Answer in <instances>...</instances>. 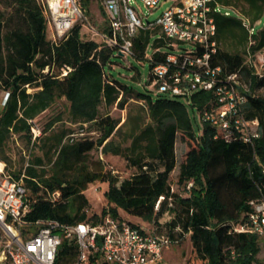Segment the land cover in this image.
I'll list each match as a JSON object with an SVG mask.
<instances>
[{"label":"trees","instance_id":"16d2710c","mask_svg":"<svg viewBox=\"0 0 264 264\" xmlns=\"http://www.w3.org/2000/svg\"><path fill=\"white\" fill-rule=\"evenodd\" d=\"M214 1L235 13L213 15L217 45L210 57L216 71L213 79L221 84L236 74L247 85L241 112L245 119L258 121L259 137L253 144L244 143L238 131L226 136L203 121L204 111L219 107L214 89H196L188 101L136 92L106 73L116 50L90 38L82 24L52 41L47 37L46 7L41 1L0 0V91L5 92L0 162L7 161L9 140L23 138L29 165L15 172L5 163V169L15 179L25 175L33 201L27 217L30 222L97 224L107 216L123 220L121 210L152 224V229L170 239L171 246L180 245L188 236L192 248L188 264H264L259 259L263 241L252 232L250 222L254 213L250 203L264 201V98L256 94L264 88V72L256 75L247 62L248 56L254 58L264 50V0ZM242 17L255 29L251 36ZM100 33L112 37L108 27ZM156 49L161 52L153 55ZM169 49L159 29L140 30L132 57L140 64L148 61L152 69L165 61ZM149 50L152 63L147 58ZM138 78L136 71L132 80ZM153 81L150 75L149 86ZM60 98L69 103L71 122L79 124L78 129L55 133L60 116L42 125V116ZM129 102L135 105L123 119L111 115V109L125 110ZM187 105L201 121L199 133ZM30 121L41 128L35 140ZM78 130L84 136L70 143ZM178 141L187 146L180 161ZM37 149L42 156H32ZM92 153H99V168L89 171ZM172 178L182 193L173 190ZM95 182L108 185L104 192L107 207L89 217L84 192ZM57 191L56 202L46 200L47 192ZM160 197L163 200L156 209ZM166 214L171 219L162 225ZM235 228L244 230L236 232ZM61 251L59 262L70 264L74 248L65 242Z\"/></svg>","mask_w":264,"mask_h":264},{"label":"built area","instance_id":"2783aa9c","mask_svg":"<svg viewBox=\"0 0 264 264\" xmlns=\"http://www.w3.org/2000/svg\"><path fill=\"white\" fill-rule=\"evenodd\" d=\"M42 1V0H39ZM105 15L106 27L112 33L107 37L93 28L83 8L84 0H46L44 6L51 40L66 36L77 24H82L91 36L115 48L116 55L133 56L134 39L140 30L157 28L167 42L169 54L163 63L151 69L152 87L158 94L188 101L196 89L213 90L219 107L206 110L202 119L230 136L241 133L246 144L259 137L257 120H247L241 109L246 102L248 88L238 75H230L221 84L213 79L215 70L210 57L216 53L215 13L230 17L233 8L223 7L214 0H176L153 22L139 18L132 7L134 0H97ZM145 7L156 10L164 0H140ZM250 36L255 29L249 19L242 17ZM187 43L190 50L174 51V43ZM250 44H253L251 42ZM160 49L153 51L158 54ZM256 55L254 56V58ZM254 58L247 57L255 74L261 76L264 63L258 66ZM150 63L153 57H149ZM66 75V71H64ZM5 100L2 105H4ZM33 140L41 136V128L30 121ZM84 132L72 135L69 142ZM29 164L26 163L25 166ZM0 264H62L59 262L63 244L74 248L72 264H167L164 252L171 247L170 239L151 227L131 224L126 220L105 217L97 224L82 222L73 225L56 220L41 219L30 222L27 217L33 201L24 182V173L15 179L0 162ZM264 173V171H263ZM60 192H47L46 200L54 203ZM163 197L157 201L156 209ZM254 213L250 218L252 232L264 242V201L250 203ZM244 229L235 228L236 232Z\"/></svg>","mask_w":264,"mask_h":264},{"label":"rangeland","instance_id":"374dc122","mask_svg":"<svg viewBox=\"0 0 264 264\" xmlns=\"http://www.w3.org/2000/svg\"><path fill=\"white\" fill-rule=\"evenodd\" d=\"M176 0H164L162 1L160 7L156 10H150L147 7L143 5V3L140 0H134V3L132 4V7L136 11L139 18L143 19L144 21H155L165 10L166 8L170 7L172 4L175 3ZM41 2L46 4V0H42ZM85 3L87 6L85 7ZM84 7H85V13L87 16V19L90 23V25L95 28V30L101 29L103 30L106 26V19L104 17V14L102 13V10L100 8V5L97 0H84ZM49 30V28H48ZM100 30V31H101ZM83 32H86V28L83 27ZM90 38H92L95 41L100 42L99 36H91L88 35ZM47 37L50 39V33L48 31ZM192 48L191 45L187 43H174V51L176 53H180L184 50H190ZM151 55V50H149L147 54V58H149ZM255 63L257 65H260V62L264 63V50L259 52L256 57L254 58ZM112 63L111 66H106L105 71L107 74H110L115 80L120 82L121 84L127 85L131 88H133L136 92H148L153 97L157 96V90L149 86V78L151 75V69L150 64L148 61L142 62L141 64L134 59L132 56H117L114 54L111 57ZM136 71L140 73V78H138L136 81L132 80V77L136 74ZM246 85V84H245ZM246 88L247 85H246ZM29 92H32L31 90ZM257 96L264 98V88L259 89L256 92ZM5 92L0 91V112L2 109V101L4 99ZM135 104L129 102V104L126 106L125 110H116L111 109L110 113L111 115L116 118H124L126 115V112H128L131 107H133ZM189 116L193 125L194 130L199 133L202 129V124L200 119L196 114L193 113L192 109L187 105ZM69 109V103L64 99L60 98L57 99L56 102L52 105V107L42 116V125H45L48 123L51 119L60 116L61 122L57 123L54 132L58 133L62 129H78L80 126L79 124H74L71 122V118L68 113ZM145 123H148V119H145ZM81 130H78L77 133H80ZM119 140V138L117 139ZM187 146L180 143L178 141L176 146V156L177 159L180 161L183 158V154L186 151ZM29 150L26 147V143L23 138L19 137H13L9 140L6 146V157L7 161L2 160V163H6L8 165V168L11 170H14L15 172H19L26 164V159L28 158ZM99 153H92L90 154L88 158V170L94 171L97 168H99ZM38 155L42 156L43 153L40 150H33L32 156ZM173 179V178H172ZM173 182V190L175 192L182 193L181 188H177L175 185V179L172 180ZM108 185L106 183H100L95 182L93 184L88 185L87 189L84 192V195L86 196L88 202H89V208L87 210L88 216L91 217L94 214H101V211L103 208L107 207V201L104 197V192L107 190ZM120 217L126 221H130L132 224L135 225H141L144 227H150L148 222L133 217L131 215H128L124 211H119ZM171 216L165 215L161 220L160 223L164 225L168 221H170ZM264 243V242H263ZM261 244V253L259 254V259L264 262V244ZM191 243L189 241L188 236L183 240V242L178 246H171L168 250L164 252V259L167 264H188V261L191 257ZM75 259V257H74ZM74 259L70 262L74 261Z\"/></svg>","mask_w":264,"mask_h":264},{"label":"crops","instance_id":"0c3cea01","mask_svg":"<svg viewBox=\"0 0 264 264\" xmlns=\"http://www.w3.org/2000/svg\"><path fill=\"white\" fill-rule=\"evenodd\" d=\"M104 17H105V15H104ZM106 27V26H105ZM101 29H98V31H100ZM49 31V33H50V39H51V36H52V33L50 32V30H48Z\"/></svg>","mask_w":264,"mask_h":264},{"label":"bare ground","instance_id":"6f19581e","mask_svg":"<svg viewBox=\"0 0 264 264\" xmlns=\"http://www.w3.org/2000/svg\"><path fill=\"white\" fill-rule=\"evenodd\" d=\"M0 168H1V166H0Z\"/></svg>","mask_w":264,"mask_h":264}]
</instances>
